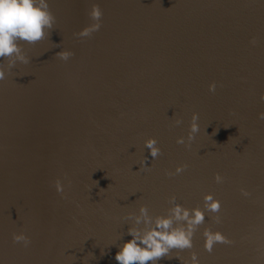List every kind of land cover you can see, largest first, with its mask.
<instances>
[{
	"label": "water",
	"instance_id": "obj_1",
	"mask_svg": "<svg viewBox=\"0 0 264 264\" xmlns=\"http://www.w3.org/2000/svg\"><path fill=\"white\" fill-rule=\"evenodd\" d=\"M55 17L45 37L19 40L0 58V257L6 264H117L130 239L123 217L193 207L214 192L223 203L196 231L193 248L158 264H264V4L256 0H47ZM103 10L94 23L92 5ZM258 38L257 46L249 41ZM73 52L63 61L58 52ZM217 82L214 93L208 85ZM200 132L177 144L192 113ZM181 119L180 125L175 121ZM156 137L153 160L143 141ZM148 157L149 170L140 169ZM186 163L184 173L166 176ZM226 182L217 185L214 174ZM60 178L64 193L53 182ZM243 186L251 198L239 193ZM205 228L235 243L203 250ZM25 231L24 248L12 233ZM177 254L179 258H177ZM151 264V262H149Z\"/></svg>",
	"mask_w": 264,
	"mask_h": 264
},
{
	"label": "clouds",
	"instance_id": "obj_2",
	"mask_svg": "<svg viewBox=\"0 0 264 264\" xmlns=\"http://www.w3.org/2000/svg\"><path fill=\"white\" fill-rule=\"evenodd\" d=\"M264 4V0H256ZM94 23L83 27L78 35L80 38L91 37L93 33L100 30L102 26L103 10L99 4H93L89 13ZM55 17L49 10L47 0H0V58H6L14 53L18 58L27 63L28 60L20 55L19 40L35 43L44 39L45 30L53 26ZM258 38L252 37L250 45L255 47ZM63 61H68L73 52L63 50L57 53ZM7 72L0 69V81H4ZM217 89V82L212 81L208 85V91L214 93ZM260 100L264 101V93L260 95ZM258 118L264 120V112L258 114ZM199 113L193 112L188 126L186 137L179 136L176 143L190 148L196 139V134L200 132ZM183 121L177 119L175 125H180ZM144 148L149 150V155L153 160L157 159L162 149L156 137H148L143 141ZM148 157H144L139 165L140 169L149 170L147 166ZM188 168L186 163L177 164L174 170H165V175L175 177L185 172ZM214 182L222 185L226 182V177L217 172L214 174ZM57 193H64L65 184L60 178L53 182ZM239 193L244 198H251L252 192L241 186ZM169 205L162 214H153L146 204H141L138 212H129L123 219L129 221L127 235L130 239L118 245L114 259L117 264H158L162 257H170L173 250L182 252L185 249L193 248V239L196 231L209 219L208 213L216 215L217 223H222L223 203L214 192H206L202 197V204L193 207L185 206L178 202L175 194L167 198ZM203 250L211 254L218 244L232 245L234 240L230 239L219 229L205 228L203 232ZM12 241L28 248L31 238L25 231L13 232ZM261 258H264V245L257 248ZM177 258H179L177 254ZM0 264H6L3 257H0ZM182 264H201L200 255L190 252L189 259L183 260Z\"/></svg>",
	"mask_w": 264,
	"mask_h": 264
}]
</instances>
